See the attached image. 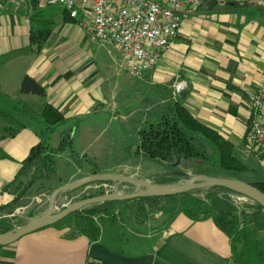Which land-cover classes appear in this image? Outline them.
<instances>
[{"label":"crops","instance_id":"1","mask_svg":"<svg viewBox=\"0 0 264 264\" xmlns=\"http://www.w3.org/2000/svg\"><path fill=\"white\" fill-rule=\"evenodd\" d=\"M45 30V40L31 39ZM122 70L128 74L119 47L91 41L61 6L26 0L6 3L0 13V94L16 105L42 103L38 96L19 93L22 78L29 75L69 125L72 118H90L102 109L109 86L116 87L114 94H125ZM128 76L141 84L132 91L142 96L132 115L157 97L167 98L172 83L183 81V106L228 139L255 181L264 182V153H249L246 137L249 95L264 80V6L203 0L182 13L177 37L156 67L139 78ZM16 118L14 125L0 120V217L25 212L27 206H16V174L31 149L56 131L42 136L48 124L43 116ZM149 230L126 235L100 230L92 241L73 221L57 222L1 247L0 264H233L230 240L212 219L192 221L178 214Z\"/></svg>","mask_w":264,"mask_h":264},{"label":"trees","instance_id":"2","mask_svg":"<svg viewBox=\"0 0 264 264\" xmlns=\"http://www.w3.org/2000/svg\"><path fill=\"white\" fill-rule=\"evenodd\" d=\"M47 36L48 30H45L40 37L33 38L32 35L31 39L39 42ZM165 92L167 98L157 97L137 110L125 123V127L129 129L123 141L125 160L141 159V163H154L155 168L164 176L158 183H176L188 178L189 174L230 177L245 181L264 192V182L255 181L254 172L238 158L233 144L215 129L199 121L183 106L179 96L173 97L171 92ZM19 93L38 96L43 99L42 103L37 108L26 103L16 105L13 100L0 94V120L14 125L18 122L16 114H22L31 120L43 116L48 122L45 132L49 134L57 126H63L61 138L55 148L47 138L46 142L37 143L21 162L15 180L18 189H21L16 206L22 207L28 205L26 200L30 197L52 193L60 187L57 168L59 155L67 150L74 159H77V155L74 132L65 125L60 112L45 101L44 88L33 77L25 75L21 80ZM28 174L29 179L21 181ZM98 183L113 184L109 181L91 182L65 194ZM103 190L83 195L81 199L103 194ZM233 193L239 194L223 187H209L177 195L106 201L86 206L59 222L74 218L77 229L90 240L96 241L101 232L95 222V217L99 215L108 216L112 221L119 218L122 222H127L129 214L134 213L138 223L143 224L150 213L162 211L165 225L178 214H184L192 221L209 218L229 238L233 264H264L263 208L250 199H247L250 202L235 204L231 195ZM13 210L14 208H10L7 213H12ZM38 211L37 206L30 210L29 216ZM24 222L23 216L0 217V232H6Z\"/></svg>","mask_w":264,"mask_h":264},{"label":"built area","instance_id":"3","mask_svg":"<svg viewBox=\"0 0 264 264\" xmlns=\"http://www.w3.org/2000/svg\"><path fill=\"white\" fill-rule=\"evenodd\" d=\"M26 0H0V13L6 3ZM45 5L63 7L69 17L84 30L91 41H109L122 54V65L128 74L139 78L146 70L154 69L161 55L177 37L182 13L196 8L203 0H40ZM226 3L231 0H215ZM245 5H262L264 0H240ZM172 96L185 88L181 80L172 83ZM250 123L247 130L248 152L264 153V80L249 95ZM100 186H95V188ZM242 196L240 199L247 200ZM81 199L66 196L71 203ZM64 205H56L57 211Z\"/></svg>","mask_w":264,"mask_h":264},{"label":"rangeland","instance_id":"4","mask_svg":"<svg viewBox=\"0 0 264 264\" xmlns=\"http://www.w3.org/2000/svg\"><path fill=\"white\" fill-rule=\"evenodd\" d=\"M115 54H117V51H115ZM120 76L125 83L124 95L120 93L114 94L116 92V87L109 86V98H106L107 103L102 105V109L94 111L93 116L90 118L87 116L80 119L72 118L71 124H66L73 130L74 137L76 138L75 153L77 159L71 156L69 150L57 157L60 186L97 173H115L151 183H158L163 180L164 176H162V172L155 168L156 166L154 163H141V159L125 160L124 158L125 150L123 141H125V133L129 130L125 127V123L132 116L130 113L133 112L138 105L142 96L132 93L133 90L139 91V85L141 84H139L138 81L140 80L130 78L124 70L121 71ZM121 96L123 97L121 98ZM62 129V125L57 126L55 134L51 135V138H49L54 148L61 138ZM48 134L49 133L45 132L44 128L42 136L49 137ZM29 177L30 174L22 177L21 181H26ZM95 186H100V188H95ZM121 187L122 184L120 183L118 185L110 183L91 184L70 194H60L57 200H60L63 196L69 195H78L81 198L83 195L93 194L98 189H104L103 193H105L110 189L116 188L120 190ZM20 191L21 189H18L19 193ZM50 194L51 193H42L27 199L28 205L25 212L18 216H28L27 214H29L30 210L35 209V207L47 199ZM231 195L235 204L250 202V200L240 199L242 196L239 194L233 193ZM13 215L16 214L13 213L11 216ZM164 218L165 216L162 214V211H154L147 216L144 224L138 223L139 220L135 217L134 213L129 214L127 222H122L119 218L112 221L105 215L95 217V222L102 231L108 230L115 234L126 235L130 234L132 231L144 233L150 231L149 229H151V231L158 229L162 227ZM73 219L74 218H72L71 221H73Z\"/></svg>","mask_w":264,"mask_h":264},{"label":"water","instance_id":"5","mask_svg":"<svg viewBox=\"0 0 264 264\" xmlns=\"http://www.w3.org/2000/svg\"><path fill=\"white\" fill-rule=\"evenodd\" d=\"M98 181H109L113 182L114 185H118L120 183L122 184V187L120 190H117L116 188L110 189L103 194L78 199L71 203L66 202V196L57 200L60 194L65 195L68 191H72L88 183ZM209 187H223L236 191L248 199L260 204L264 211V192L237 178L209 177L205 175L189 174L188 178L182 179L176 183L163 184L151 183L115 173H97L88 175L80 180L67 183L55 189L47 199L38 205V209L42 210H39L38 213L33 216H23V219L25 220L23 224L6 232H0V247L13 244L22 236L47 225L57 223L68 215L75 213L86 206L106 201L130 200L144 196L162 197L177 195L193 189ZM61 204L64 205V207L57 211L56 205Z\"/></svg>","mask_w":264,"mask_h":264}]
</instances>
